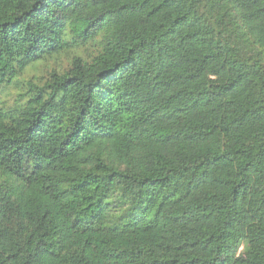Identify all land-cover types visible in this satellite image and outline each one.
Returning a JSON list of instances; mask_svg holds the SVG:
<instances>
[{"label": "trees", "instance_id": "obj_1", "mask_svg": "<svg viewBox=\"0 0 264 264\" xmlns=\"http://www.w3.org/2000/svg\"><path fill=\"white\" fill-rule=\"evenodd\" d=\"M0 264H264V0H0Z\"/></svg>", "mask_w": 264, "mask_h": 264}]
</instances>
